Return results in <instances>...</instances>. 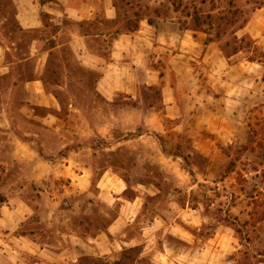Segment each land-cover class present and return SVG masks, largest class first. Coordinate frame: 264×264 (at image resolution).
<instances>
[{"label": "rangeland", "instance_id": "obj_1", "mask_svg": "<svg viewBox=\"0 0 264 264\" xmlns=\"http://www.w3.org/2000/svg\"><path fill=\"white\" fill-rule=\"evenodd\" d=\"M15 1L0 0V264L17 234L71 248L52 264H264V0H113V20L43 13L36 29ZM141 21L175 45L147 57L154 81L127 63L107 98L76 41L109 59Z\"/></svg>", "mask_w": 264, "mask_h": 264}, {"label": "crops", "instance_id": "obj_2", "mask_svg": "<svg viewBox=\"0 0 264 264\" xmlns=\"http://www.w3.org/2000/svg\"><path fill=\"white\" fill-rule=\"evenodd\" d=\"M98 1L100 4H98ZM55 2L56 5L60 6V9L54 8L50 2L42 3L40 0L15 1L13 7L17 24L21 28L36 29L43 25V13L51 16L53 18L51 20H57L64 15L77 21L94 19L96 16L113 20L117 16L113 0H80L79 3H75L74 0H55ZM151 28L155 30L149 23L141 21L137 31L123 33L114 37L110 45L109 59H103L100 54L91 52L86 44L85 35H81L77 39V56L79 57L81 65L98 66L101 70L100 77L95 82V89L97 91H100L107 98H109L110 92L114 90L125 91L126 86L124 82L122 83L119 80L114 83L113 76L123 74V68H126L127 63L131 67L139 69L140 60L144 61L143 80L148 83L149 79H154V74L150 73L153 71L149 69L147 57L151 53H157V57H159V52L163 51V46L165 45L173 48L175 45V36L164 37L154 33L152 35L150 34ZM36 44L37 40L34 39L33 44L30 45L34 49L33 55H35L39 63L42 61L44 65L47 57L46 53H42ZM3 52L4 48L0 45V65L3 64ZM171 52L173 53V49ZM133 63L135 66H133ZM137 199L138 196L121 205L118 215L107 225L105 230L97 232L90 237L88 241L92 243L85 244H90L91 249H97V246L103 240V236L115 235L124 223L123 219L130 217V213L134 210ZM12 238L10 258L15 264H21L24 257L28 255L27 252L31 251L38 254V259L35 264H52L53 261H58L61 258L66 262L70 261V259L72 263L76 261V258L71 255V248L68 246L53 247L49 244H42V246L38 245L37 247L35 241L30 236L23 234L14 235ZM93 242L97 243V245ZM109 245L113 246V243L110 242ZM52 247L58 251H52ZM75 248L76 246L74 244L73 249Z\"/></svg>", "mask_w": 264, "mask_h": 264}, {"label": "trees", "instance_id": "obj_3", "mask_svg": "<svg viewBox=\"0 0 264 264\" xmlns=\"http://www.w3.org/2000/svg\"><path fill=\"white\" fill-rule=\"evenodd\" d=\"M41 2H42V0H41ZM137 28H138V25L136 24L133 28H130V30H136Z\"/></svg>", "mask_w": 264, "mask_h": 264}]
</instances>
